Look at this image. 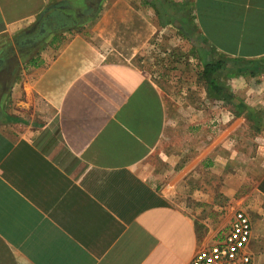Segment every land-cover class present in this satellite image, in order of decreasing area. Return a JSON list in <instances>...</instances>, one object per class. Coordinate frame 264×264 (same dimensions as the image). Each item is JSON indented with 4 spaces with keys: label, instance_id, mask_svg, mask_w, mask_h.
<instances>
[{
    "label": "crops",
    "instance_id": "crops-1",
    "mask_svg": "<svg viewBox=\"0 0 264 264\" xmlns=\"http://www.w3.org/2000/svg\"><path fill=\"white\" fill-rule=\"evenodd\" d=\"M226 201L264 264V0H0V264H189Z\"/></svg>",
    "mask_w": 264,
    "mask_h": 264
},
{
    "label": "built area",
    "instance_id": "built-area-1",
    "mask_svg": "<svg viewBox=\"0 0 264 264\" xmlns=\"http://www.w3.org/2000/svg\"><path fill=\"white\" fill-rule=\"evenodd\" d=\"M232 214L227 230L214 236L189 264H253L248 250L253 229L250 217L239 208H233Z\"/></svg>",
    "mask_w": 264,
    "mask_h": 264
},
{
    "label": "rangeland",
    "instance_id": "rangeland-1",
    "mask_svg": "<svg viewBox=\"0 0 264 264\" xmlns=\"http://www.w3.org/2000/svg\"><path fill=\"white\" fill-rule=\"evenodd\" d=\"M220 156L224 157V153H220ZM223 174L220 177V185L219 188L217 189L218 194L223 195L221 192L224 190V183H223ZM192 187L190 186L189 191L186 192L185 195H183L181 198L176 199L174 202L182 207H188L189 211L191 213H194V210L196 209V207L198 206V202H193V198L190 194H192ZM205 192H208V189L205 190ZM217 205H219L220 207L217 208V210H208L209 208V204H202L201 207H204V210L202 213L204 214V219L207 220L208 218L210 220H212V225H210V228H207L210 231V237H214L216 235H220L223 230L225 229V227L227 226V223L229 221V217H231V213H233V208H238V204L236 201L229 203V202H225V208H223V203L219 202L217 203ZM232 208V209H231ZM219 213V214H217ZM217 217V219L215 220V218ZM207 218V219H206Z\"/></svg>",
    "mask_w": 264,
    "mask_h": 264
},
{
    "label": "flooded vegetation",
    "instance_id": "flooded-vegetation-1",
    "mask_svg": "<svg viewBox=\"0 0 264 264\" xmlns=\"http://www.w3.org/2000/svg\"><path fill=\"white\" fill-rule=\"evenodd\" d=\"M68 20V16H64V15H54L51 16L50 18L47 19L49 28L50 27H55V25H62L63 23Z\"/></svg>",
    "mask_w": 264,
    "mask_h": 264
},
{
    "label": "trees",
    "instance_id": "trees-1",
    "mask_svg": "<svg viewBox=\"0 0 264 264\" xmlns=\"http://www.w3.org/2000/svg\"><path fill=\"white\" fill-rule=\"evenodd\" d=\"M218 68H219V66L216 65V67H215V71L218 70ZM205 70H206V71L204 72L205 77H206V78L208 77V79H209V76L212 77L213 73H212V72L209 73V71L207 70V67H206ZM209 74H210V75H209Z\"/></svg>",
    "mask_w": 264,
    "mask_h": 264
}]
</instances>
